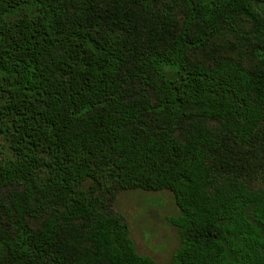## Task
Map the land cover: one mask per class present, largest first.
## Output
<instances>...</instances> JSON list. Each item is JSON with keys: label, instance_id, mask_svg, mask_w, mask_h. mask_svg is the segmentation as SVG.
Listing matches in <instances>:
<instances>
[{"label": "trees", "instance_id": "1", "mask_svg": "<svg viewBox=\"0 0 264 264\" xmlns=\"http://www.w3.org/2000/svg\"><path fill=\"white\" fill-rule=\"evenodd\" d=\"M126 191L171 264H264V0H0V264H158Z\"/></svg>", "mask_w": 264, "mask_h": 264}, {"label": "rangeland", "instance_id": "2", "mask_svg": "<svg viewBox=\"0 0 264 264\" xmlns=\"http://www.w3.org/2000/svg\"><path fill=\"white\" fill-rule=\"evenodd\" d=\"M116 208L128 224L137 252L158 264H171L179 245L171 219L179 211L170 193L126 191L117 197Z\"/></svg>", "mask_w": 264, "mask_h": 264}]
</instances>
